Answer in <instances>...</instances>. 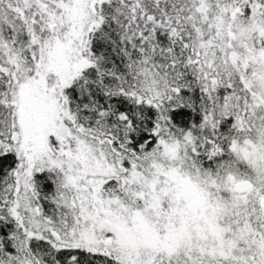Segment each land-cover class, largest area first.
<instances>
[{"label": "snow or ice", "instance_id": "6c2138e0", "mask_svg": "<svg viewBox=\"0 0 264 264\" xmlns=\"http://www.w3.org/2000/svg\"><path fill=\"white\" fill-rule=\"evenodd\" d=\"M0 264H264V0H0Z\"/></svg>", "mask_w": 264, "mask_h": 264}]
</instances>
